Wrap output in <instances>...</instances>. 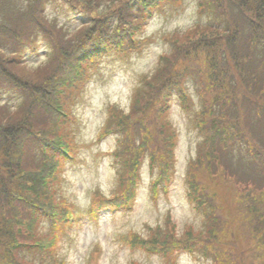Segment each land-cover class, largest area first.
I'll return each instance as SVG.
<instances>
[{
    "label": "trees",
    "instance_id": "16d2710c",
    "mask_svg": "<svg viewBox=\"0 0 264 264\" xmlns=\"http://www.w3.org/2000/svg\"><path fill=\"white\" fill-rule=\"evenodd\" d=\"M60 1L88 22L70 31L46 15L48 0H0V264H67L58 242L84 216L129 208L144 161L155 203L174 168L171 95L191 106L189 80L200 99L193 126L201 138L184 187L201 225L179 232L167 213L163 225H145L146 234L128 233L123 241L172 263L174 252L185 251L210 264H264V55L253 57L264 46V0H198L205 23L165 37L169 51L140 75L128 110L109 106L96 140L115 138L107 154L118 169L116 187L110 197L94 192L82 212L59 190L63 164L75 160L78 147L67 130L71 105L96 59L139 49L133 32L164 3L180 0ZM38 34L49 51L30 67L24 46ZM10 91L17 95L12 103L4 96ZM212 186L227 187L230 204L219 202ZM99 250L96 244L89 264H98Z\"/></svg>",
    "mask_w": 264,
    "mask_h": 264
},
{
    "label": "rangeland",
    "instance_id": "374dc122",
    "mask_svg": "<svg viewBox=\"0 0 264 264\" xmlns=\"http://www.w3.org/2000/svg\"><path fill=\"white\" fill-rule=\"evenodd\" d=\"M197 1L164 3L147 17L141 28L133 32L130 41H137V44L139 42V49L127 47L122 52L106 53L101 59H96L95 69L89 70V77L84 80V85L70 108L73 122L67 125V130L70 135L74 134L78 147L75 160L63 164L59 189L60 195L77 212L85 211L94 192L110 197L116 187L118 169L112 156L107 154V151L115 147V138L113 135H106L100 141L96 140L99 128L105 123L109 106L128 110L132 93L140 83V75L153 68L160 54L169 51L171 45L166 36L184 31L196 23H205L206 16L197 13ZM45 12L70 31L88 22L86 15L71 10L60 0H48ZM48 51L47 39L38 34L32 46H24V63L30 67L38 66L46 61ZM254 51L253 57H260L264 55V46H258ZM195 87L196 83L194 85L192 80L186 84V92L189 100L191 99V106L187 108L176 93L171 95L168 115L177 134V143L172 179L167 189L159 192L155 203L152 202L148 188L153 175L148 173L147 163L144 161L140 171L141 180L129 208H104L94 218L84 216L80 224L58 242V254L67 264H89V257L96 244L100 247L98 264H210L208 260L185 251L174 252L171 255L174 259L172 263L159 253L131 248L123 241L128 233L146 234L145 225H163V218L167 213L179 232L188 225L197 228L201 225L202 216L187 200L184 187L187 161L194 157L201 138L193 126L195 112L200 106ZM231 90L234 89H230V92ZM4 96L10 103L17 98L13 91L4 92ZM200 174V178L207 184L213 182L205 174ZM212 188L220 195L219 202L230 204L228 193L232 192L227 187L220 191V186ZM227 211L229 210L223 212Z\"/></svg>",
    "mask_w": 264,
    "mask_h": 264
}]
</instances>
